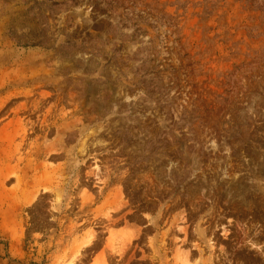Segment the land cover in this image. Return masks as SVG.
I'll use <instances>...</instances> for the list:
<instances>
[{
	"label": "rangeland",
	"instance_id": "374dc122",
	"mask_svg": "<svg viewBox=\"0 0 264 264\" xmlns=\"http://www.w3.org/2000/svg\"><path fill=\"white\" fill-rule=\"evenodd\" d=\"M0 264H264V0H0Z\"/></svg>",
	"mask_w": 264,
	"mask_h": 264
}]
</instances>
